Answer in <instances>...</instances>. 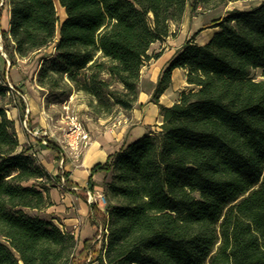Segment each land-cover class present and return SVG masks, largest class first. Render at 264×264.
Masks as SVG:
<instances>
[{"label":"trees","instance_id":"trees-1","mask_svg":"<svg viewBox=\"0 0 264 264\" xmlns=\"http://www.w3.org/2000/svg\"><path fill=\"white\" fill-rule=\"evenodd\" d=\"M228 1L4 0L3 47L13 65L16 55L54 43L53 54L41 58L38 85L61 99L82 92L99 117L136 104L141 68L161 54L152 45L188 4L194 10ZM210 27L205 43L195 42L196 31L162 71L155 102L175 67L192 87L160 105L158 128L91 168L108 176L96 264H264V78L252 75H264V0L228 10ZM10 92L0 71V264H71L74 234L25 210L49 205V186L63 177L68 189V174L51 175L20 146L5 107ZM46 146L63 155L57 142Z\"/></svg>","mask_w":264,"mask_h":264},{"label":"crops","instance_id":"crops-1","mask_svg":"<svg viewBox=\"0 0 264 264\" xmlns=\"http://www.w3.org/2000/svg\"><path fill=\"white\" fill-rule=\"evenodd\" d=\"M7 10L8 28L10 16L8 7ZM60 15L61 18L64 17L62 9L60 10ZM211 29L212 32L207 37V40L215 31V28ZM159 51L161 52L159 57L146 61L148 65L145 62L141 68L138 97L136 104L131 109L123 110L119 107L118 116L114 117L113 121L111 115L97 118L87 117L88 121H86L85 125L90 132L91 141L78 159L73 156L69 148L62 142L63 134H61L60 130H57L55 134L52 130L49 134L46 132V127H51V124L44 112L45 106L43 101L41 102L38 91L34 90L35 94L29 90L30 95L20 93L24 104L28 108L30 122L35 123V128L38 130L40 128L39 136L33 132L34 137L38 139V144L42 145V149L36 151L40 158L38 161L51 175H55L59 169H63L68 174L67 178L70 182L68 189H60L57 183L49 186L50 204L44 207L47 213L52 214L48 219L52 220L60 228L70 230L76 235L79 247L83 246L85 239L93 238L96 233L93 221L95 214L103 209L101 204L94 203L97 210H92V203L87 200V192L91 191L94 194L103 193L102 185L106 173L104 171H96L91 174V168L98 163H105L108 156L118 151L124 144L138 139L146 132L157 129L162 122L160 105L167 107L173 105L178 101L179 94L183 89L192 87L186 81L185 70L181 67H175L172 70L170 84L159 95L158 102L152 99L162 71L175 54L174 50L173 52L167 50ZM53 52L54 47L52 51H46V54L51 55ZM23 83L26 82L24 81ZM26 86L28 87L27 83ZM35 86L37 89L40 88L36 83ZM13 106L18 111V115L24 116L23 107L18 105V103ZM17 136L20 146L29 147L31 151L32 148L25 145L27 142L29 143L30 137L19 131ZM44 139L53 140L59 144L63 151L60 159L57 158L58 155L55 151L46 146L43 142ZM58 160H63L61 165L55 164ZM91 184L93 189H90L89 185Z\"/></svg>","mask_w":264,"mask_h":264},{"label":"rangeland","instance_id":"rangeland-1","mask_svg":"<svg viewBox=\"0 0 264 264\" xmlns=\"http://www.w3.org/2000/svg\"><path fill=\"white\" fill-rule=\"evenodd\" d=\"M3 1L4 0H0V71L4 73L5 80L7 81V83H10L13 88H15V91H13L14 93L10 92L8 94L6 99L7 103L5 107L7 109L8 117L14 120L16 132H23L24 134L30 137L29 143L27 142L25 145L30 146L32 148L31 152L33 153V155L37 159H40L36 151H40V149H42V145L38 144L37 137H34L33 135L34 132L37 136H39L40 128L38 130L37 128H35V123L30 122L29 113L27 111L28 108L26 104H24L23 106L24 116L22 117L20 116V114L18 115V111L16 110V108H13V105L18 103L19 100L22 99L20 93H23L24 95H30L29 90L33 91L35 94L36 92L34 90L38 91V94L41 97V102L43 101L45 106L44 112L51 124V127H46V132L48 134L51 130L54 134L57 133V130H60L61 134H63L64 136V131L67 127V118L64 109V106L66 104H70L71 107L80 115L84 125L86 121H88L87 117H97H95L90 111V108L87 105V98L82 92L72 90L66 99H61L60 95L50 94L47 91H43L42 88L38 85L37 72L40 67V64L38 65V62L41 57L46 54V51H52L54 43L49 44L45 48L36 50L24 57L16 55L14 58L13 65H11V61L9 60L8 55L3 47L4 40L2 37V30L7 29L8 16L7 6L3 5ZM260 1L261 0H231L219 4L217 6H198L194 10H192L188 4L181 19L178 22H171L169 35L162 41L154 43L151 47L150 52H157L159 50H167L173 52L174 50V53H176V51L181 48L185 41L189 37H191L196 31L199 32L195 36L194 40L195 42L202 44L207 40V37L212 32V27H210V24L213 19L223 16L228 10H232L235 8L247 9L254 5H257ZM60 10V7L57 6V12L59 14V17L61 18ZM147 63L148 62H146V64ZM252 75L256 79L264 78V75H262V72L259 69H255L252 72ZM24 81L27 83L28 87L26 86V83H23ZM35 83L40 88L37 89ZM118 110L119 107L115 106L111 113L107 114L111 115L112 121L115 119L114 117L118 116ZM55 164L61 165L62 161L58 160ZM106 177L108 178V176H105V179ZM63 182L61 181L57 183V186H59L60 189L63 188ZM108 202V199L105 198V203H99L103 206V209L99 212H96L95 214V218L93 221L94 226L96 228V233L94 234L93 238L90 239L89 244L86 247V254L79 253L83 246L79 247L76 235H74L76 240L75 256L73 257L71 264H96V261L94 260L102 252V248L105 243L106 226L104 223L105 218L107 216L106 205ZM25 210L30 214H38L41 217L47 219L50 218L52 215L51 213H47L45 208L38 210L26 208Z\"/></svg>","mask_w":264,"mask_h":264},{"label":"built area","instance_id":"built-area-1","mask_svg":"<svg viewBox=\"0 0 264 264\" xmlns=\"http://www.w3.org/2000/svg\"><path fill=\"white\" fill-rule=\"evenodd\" d=\"M8 85L11 91H15V88H13L10 83ZM64 109L66 112L67 127L64 131L63 143L69 148L73 156L78 159L91 141L90 132L84 125L80 115L70 104H66ZM43 142L47 144V139H44ZM61 181L63 182L64 179L62 178ZM87 200L88 202L95 204L105 203V196L102 193L94 194L91 191H88Z\"/></svg>","mask_w":264,"mask_h":264},{"label":"bare ground","instance_id":"bare-ground-1","mask_svg":"<svg viewBox=\"0 0 264 264\" xmlns=\"http://www.w3.org/2000/svg\"><path fill=\"white\" fill-rule=\"evenodd\" d=\"M8 17V16H7Z\"/></svg>","mask_w":264,"mask_h":264}]
</instances>
